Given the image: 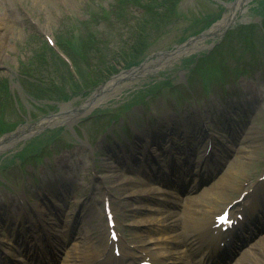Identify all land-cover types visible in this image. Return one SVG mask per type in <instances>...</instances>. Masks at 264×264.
I'll return each mask as SVG.
<instances>
[{"label": "rangeland", "instance_id": "374dc122", "mask_svg": "<svg viewBox=\"0 0 264 264\" xmlns=\"http://www.w3.org/2000/svg\"><path fill=\"white\" fill-rule=\"evenodd\" d=\"M101 1L103 0H0V25H3L0 29V206L5 211L2 217L6 218L10 209L16 215H23L19 210L28 201L31 205H39V208L33 207L34 213L30 219H25V213L21 224L13 225L10 222L9 227L12 232L20 227L28 233L38 226L42 228L38 220L42 218L45 222H50L52 218L45 213H49L51 209L50 205L46 206L35 197L41 192L40 183H34L30 175L37 174L39 182H43L57 173H66L70 181L66 190L57 191L60 201H56L61 208L59 215L62 220L72 219L76 214V207L80 201H84L85 205L83 202L81 209L84 206L90 208V212L85 210L84 213H90L94 218L89 225L106 226L103 212L106 192L111 206L118 212L116 224L121 232L119 251H132L137 255L134 247L138 245L139 239L147 241L154 237L165 240L180 230L187 231L191 226L189 217H200L194 210L202 212L206 205L222 207L229 197L236 198L239 195L232 184L240 181L239 189L248 192L264 172V0L242 1V7L235 13V22L230 27L233 28L227 29L229 32L220 45H215L218 40V36H215L217 28H211L223 20L229 12L228 4L236 0H124L129 8L116 7L117 0H106L105 4L98 7L97 3ZM204 32L205 36H201ZM197 36L202 38L197 39ZM48 37L54 42L64 39L70 41L67 51L75 62V75L79 77L82 87L58 58H53L54 68L47 69L38 51L46 47ZM188 40L190 41L186 44ZM140 42L144 47L137 55L136 62H128L129 58L126 57L125 61L120 60L124 66L117 63L114 67L119 72L126 71L137 66L146 57L143 66L157 58L158 62L153 63L148 71L140 68L137 72L120 76L116 79L118 83L111 88H114L112 91H102L96 96L99 85L109 82V79L119 73L108 76L101 82L98 69L108 68L107 65L103 66L105 61L127 56L129 48ZM191 43H195L196 48L189 53L179 58L173 57L169 62L164 60L168 57L164 54L174 51L169 54L171 56L193 45ZM155 52L161 55L152 56ZM45 63L49 65L46 60ZM187 74L191 78L192 96L186 94L187 91L181 85L186 82ZM166 82L173 83V88H159ZM225 85L226 89L236 91V94H241L242 88L247 92L241 97L249 109L246 127L249 130L256 126L261 135L259 146L256 147L255 143L254 153L248 151L244 134L231 139L227 134H220L218 126L208 123L212 134L228 139L231 143L226 142L228 147L221 148L222 165L219 172L206 176L205 183H200L197 189L195 183H191L185 192L184 196L193 192L197 200H191L188 204L183 199L182 204L173 206L169 202H178L179 198L169 194L163 205L155 206L159 209L156 212L142 210L132 215V205L157 195L148 197L140 193L139 196L124 199L126 194L145 186L132 171L117 170V154H124L128 149L131 151L135 146H139L140 150L148 147L158 159V154L164 152L165 143L169 139L150 137L161 128L149 127L151 123L145 122V119H150L147 116L157 115L165 108L164 116H155L157 120L152 121L159 120L160 125L164 123L166 130L172 127L177 130L176 135L185 128L179 120L185 116L196 118L199 108L208 120L209 109L213 111L215 101L221 99ZM84 87L87 90L81 91ZM180 91L184 92L183 97L179 96L177 101L181 106L189 108L185 115L175 114L173 106V97ZM233 96L234 94L225 97L224 103L236 104L238 100ZM147 98L152 100L148 103L147 115L142 114L141 108L133 111L128 109L132 103L128 101L131 99L142 101ZM88 99H93L83 108L90 109L88 113L79 116L78 109L74 114L69 112L76 108L81 110L80 106ZM124 102H128L125 107ZM222 108L223 105H220L214 109L217 112ZM242 112L243 109L241 117L238 114L236 117L242 118ZM229 115L231 117L230 113ZM114 119L121 122L115 125L116 135L111 140H105L104 130ZM28 126L37 128L32 130ZM18 129L23 131L20 138L12 144L13 139L6 136ZM140 129L144 133L143 138H134V131ZM118 135L120 138H117ZM4 139L8 140L4 142ZM172 139L178 143V138ZM127 143L129 144L126 145ZM159 145L161 149L157 151L155 147ZM201 146L203 148L204 144ZM69 149L75 154L67 157L65 151ZM203 149L194 150V153H198L197 159ZM45 164L49 169H45ZM109 171L117 174V182L102 179ZM230 172L239 173L230 179L227 190L223 192L222 187H217L209 195H204L203 191L215 188L217 180L222 176L228 177ZM145 182L147 185L150 183L147 180ZM156 185L163 188L168 184ZM168 186L172 189V186ZM247 198H251V195ZM146 204L152 205L148 201ZM159 211L163 213L159 214ZM170 212L179 215L183 227H164L165 224H171L172 218L154 226L131 223L132 219L139 218V222H142L147 217L153 220V225L159 221V216L170 215ZM75 220L79 219L73 218V222ZM2 227L0 223V239L11 242V239H6L8 231ZM90 232L91 236L86 235V229L78 223L75 239L67 242L57 239L52 242L60 248V256L68 259L75 245H71V242L80 243L83 240L84 245L89 246L86 256L87 253L94 254L92 258L97 260L108 249V233L101 230V227ZM262 239V235L256 239L254 252L259 249L258 243ZM160 246L162 244L157 243L153 248L160 249ZM185 249L184 245L180 248ZM248 255L245 254L240 264H253L250 260L255 258L254 255ZM257 264L264 263L262 261Z\"/></svg>", "mask_w": 264, "mask_h": 264}, {"label": "bare ground", "instance_id": "6f19581e", "mask_svg": "<svg viewBox=\"0 0 264 264\" xmlns=\"http://www.w3.org/2000/svg\"><path fill=\"white\" fill-rule=\"evenodd\" d=\"M242 1L243 0H236V2L233 5L232 11L230 13L228 12V14L224 17L223 21H221L220 24L218 25V27H217L218 28V30H217L218 34H220L219 32L222 30V28H225V26L227 25V23H226L227 20H229L230 18H232L235 15V11H237L238 9H240L242 7V4H241ZM2 26L3 25H0V29H2L1 28ZM195 43L197 44V42H195ZM195 43H191L193 45L190 44L191 45L190 47L185 48V49H182L181 51L176 52L175 54H173L171 56L168 54L167 55L168 57L164 58V60L169 62L170 60H172L173 57L174 58H179L180 56L189 53L191 50H193V49L196 48V47H194L195 46ZM1 45H2V40H0V48H2ZM158 59L159 58L155 59L153 62H150V63L145 64L143 67H141V69H145L146 68L145 71H148L149 70V67H153V63H157L158 62ZM166 63L167 62H165V64ZM159 68H160V66H159ZM156 69L158 70V68H156ZM137 70H138V68L132 69L131 71H129L127 73H123L122 74V77L123 76H126V75H128L130 73L137 72ZM117 78L112 79L107 85H105L104 87H102L101 89H99L98 92L100 93L102 91H107V90L112 91L114 88L113 89H111V88L113 86H115L116 83H118V81L116 80ZM89 102H91V99L89 101H87L86 103H84L81 106L80 109H81L82 114L88 113L90 111V109H84V110H82L87 104H89ZM76 110H77V108L76 109H72L69 112L71 114H74V112ZM78 114H79V112H78ZM36 128L34 127V128H30V129L35 130ZM259 130L260 129H258L256 126H254V127H251L249 129V131L246 133L245 139H246L247 148L249 149L248 150L249 152L254 153L255 143H257L256 144L257 145L256 147H258L259 144H260L261 135L259 134ZM21 131H22L21 129L20 130H17L14 133H12L11 135L6 136V137H10L8 139H13L12 140L13 141L12 144H14L15 141L18 140V138H20L19 135H20ZM8 139H4V142L6 140H8ZM0 144H1V142H0ZM251 157H252V155H251ZM247 159L249 160V157ZM147 169H148V167H147ZM238 173L239 172H232V173L230 172L228 174L229 175L228 177L227 176L226 177L225 176H222L220 179L217 180V185H216V187L213 190H215L217 187H222L221 191H223L225 189L227 190L228 189L227 187H229V183H230L229 181H230V179L232 180L234 177H236L238 175ZM104 178H107L112 183H113V181L117 182V174L115 172L113 173L112 171L111 172L109 171L108 174L106 176H104ZM237 184H239L238 181H237L236 184H233L232 187L233 188H236L237 187ZM210 191H212V188L210 189ZM257 192L259 193V195H263L264 194V186H263V184L257 188ZM140 193L146 194L148 197H153L154 195H157V196L154 197V198H150L148 200L145 199L144 202H142V203H137L136 205H132L130 207V210L132 211V215H135L136 213H139L142 210L155 212V211L159 210V209H157L158 207H155V206H161L167 200V194L165 193L164 190H161L159 188H143V189L137 190V191H135L133 193L126 194L124 196V199L126 200V198L129 197V196H139ZM208 193H210V192H206V194H208ZM147 201H148V203H152V205L151 206H148L146 204ZM209 212H211V211H209ZM151 222L152 221H147V220L146 221L143 220L142 222H139V218H135V219H132L131 220V223L132 224H141V223L150 224ZM211 224H212L211 221L209 222V224H206V223H203V222H201V223L198 222V223L195 224L196 225L195 229H194V226L192 225V229H190L188 231L189 234L186 235V238L187 239H186V243L185 244H187L190 247L191 250L194 249V247H195V245L197 243H202V242H204L208 246H212V247L218 246L217 245V242H215L214 239L212 238V236L210 234H208L209 231H211V229L209 227V225H211ZM98 228H100L99 225H98ZM199 234H205L204 235V239L205 240L200 241L199 240ZM174 241H176V244L178 245L179 242H181L182 240H179V238H177L175 236V240ZM252 246L255 249L256 244L255 245H252ZM82 247L83 246H78L76 248V250L82 251ZM258 248L259 249H256L255 252H253L251 250L253 253L251 254V251H250L249 252V255H248V256H251V257H252V255H254L255 258L252 259V260H250V262L253 263V264L262 263V261L264 263V238L262 239L261 242L258 243ZM142 250L145 251V256H146V258L143 259L142 261H150V263L153 262L152 264H164L165 263V260L163 258V255H161L163 253H158L156 251L153 254H151L152 252H148L147 251L148 250L147 248L142 249ZM242 260H243L242 258H238V260L236 261V264L239 263V262H241Z\"/></svg>", "mask_w": 264, "mask_h": 264}]
</instances>
